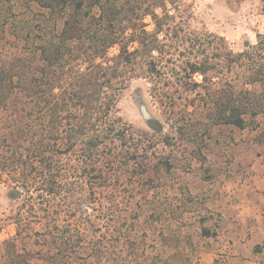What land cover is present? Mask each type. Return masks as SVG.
<instances>
[{"label": "trees", "instance_id": "obj_1", "mask_svg": "<svg viewBox=\"0 0 264 264\" xmlns=\"http://www.w3.org/2000/svg\"><path fill=\"white\" fill-rule=\"evenodd\" d=\"M39 2L61 12V31L37 39L21 29L15 40L37 47L0 58V184L12 204L5 221L16 226L0 264H76L82 256L92 231L78 220L106 204L91 195L110 188L116 169L139 165L142 137L119 109L133 81L144 79L171 116L201 113L212 126L243 130L264 114V33L236 53L224 37L193 28V7L183 0Z\"/></svg>", "mask_w": 264, "mask_h": 264}, {"label": "rangeland", "instance_id": "obj_2", "mask_svg": "<svg viewBox=\"0 0 264 264\" xmlns=\"http://www.w3.org/2000/svg\"><path fill=\"white\" fill-rule=\"evenodd\" d=\"M183 1L193 7V28L224 37L236 53L246 43L256 44L257 35L264 33L262 0ZM61 16L59 10L53 14L43 8L39 0H0V58L17 47H37L15 40L21 29L37 39L60 32ZM8 19L10 36L5 37ZM145 21L152 31V19ZM117 54L116 47L109 57ZM149 87L144 79L135 80L119 102L120 115L141 135L143 150L139 165L131 163L127 172L116 169L110 188L91 195L106 204L89 207L79 218L78 224H87L92 233L76 264L264 263L263 246L255 244L258 212L249 195L264 175V114L243 130L212 126L201 113H166ZM178 101L184 107L186 101ZM142 108L155 118L160 131L145 120ZM178 118L187 126H179ZM129 147H135L133 142ZM111 200L115 204L108 203ZM11 205L7 187L0 184V246L16 234L15 224L5 221ZM121 232L127 237L121 238ZM32 264L54 262L46 257Z\"/></svg>", "mask_w": 264, "mask_h": 264}, {"label": "crops", "instance_id": "obj_3", "mask_svg": "<svg viewBox=\"0 0 264 264\" xmlns=\"http://www.w3.org/2000/svg\"><path fill=\"white\" fill-rule=\"evenodd\" d=\"M249 192V195H253L254 197L253 205L258 212L254 214L258 218V224L255 226V228H257L255 244L263 246V249L261 250V258L264 260V175L255 181V187H253Z\"/></svg>", "mask_w": 264, "mask_h": 264}, {"label": "water", "instance_id": "obj_4", "mask_svg": "<svg viewBox=\"0 0 264 264\" xmlns=\"http://www.w3.org/2000/svg\"><path fill=\"white\" fill-rule=\"evenodd\" d=\"M143 110V114H144V117H145V120L148 122L150 119H155L154 117H152V115L150 114V113H148L147 111H146V109L145 108H142Z\"/></svg>", "mask_w": 264, "mask_h": 264}]
</instances>
